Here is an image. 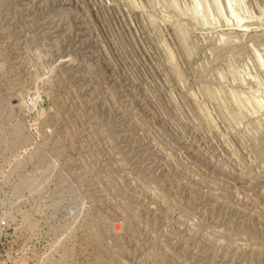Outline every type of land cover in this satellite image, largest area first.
<instances>
[{
	"label": "rangeland",
	"instance_id": "obj_1",
	"mask_svg": "<svg viewBox=\"0 0 264 264\" xmlns=\"http://www.w3.org/2000/svg\"><path fill=\"white\" fill-rule=\"evenodd\" d=\"M0 264H264V0H0Z\"/></svg>",
	"mask_w": 264,
	"mask_h": 264
}]
</instances>
